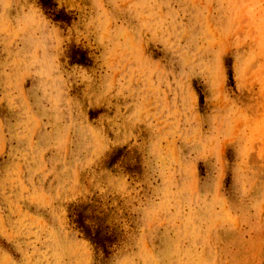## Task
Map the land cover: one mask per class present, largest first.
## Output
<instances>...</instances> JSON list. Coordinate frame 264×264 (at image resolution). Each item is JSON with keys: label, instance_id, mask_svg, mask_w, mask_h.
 <instances>
[{"label": "rangeland", "instance_id": "374dc122", "mask_svg": "<svg viewBox=\"0 0 264 264\" xmlns=\"http://www.w3.org/2000/svg\"><path fill=\"white\" fill-rule=\"evenodd\" d=\"M0 264H264V0H0Z\"/></svg>", "mask_w": 264, "mask_h": 264}]
</instances>
